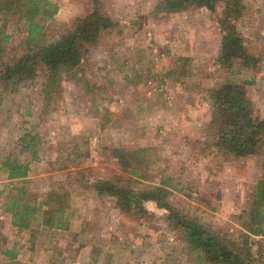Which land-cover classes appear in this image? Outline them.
I'll list each match as a JSON object with an SVG mask.
<instances>
[{
  "label": "rangeland",
  "instance_id": "rangeland-1",
  "mask_svg": "<svg viewBox=\"0 0 264 264\" xmlns=\"http://www.w3.org/2000/svg\"><path fill=\"white\" fill-rule=\"evenodd\" d=\"M50 1L59 10L44 23L47 43L90 6L114 26L85 49L77 69L61 74L54 92H45L43 69L11 93L0 90V264H204L154 203L145 204L150 214L140 219L97 195L95 180L128 176L110 153L115 148L147 149L143 186L169 179L173 208L225 242L242 243L239 217L264 179V154L236 159L214 148L208 92L229 78H252L246 95L264 117V0H241L244 10L234 22L244 49L258 61L251 70L216 63L220 6L214 13L192 7L169 12L174 0ZM0 32L9 36V58L32 45L25 42L24 22L0 17ZM23 136L33 140L34 153L26 151ZM6 160L26 165L27 176L9 179ZM58 186L69 192L68 211L78 216L67 220L70 229L41 227L31 238L19 231L21 221L12 224L13 201L37 208ZM249 243L255 264H264V238ZM6 251L17 252L16 258Z\"/></svg>",
  "mask_w": 264,
  "mask_h": 264
},
{
  "label": "trees",
  "instance_id": "trees-1",
  "mask_svg": "<svg viewBox=\"0 0 264 264\" xmlns=\"http://www.w3.org/2000/svg\"><path fill=\"white\" fill-rule=\"evenodd\" d=\"M221 7L219 27L221 30V50L216 63L224 68H231L236 63L241 69H253L257 59L250 56L243 47L235 21L241 16L244 6L241 0H174L167 3V11H176L185 7L204 9L211 13ZM58 6L49 0H0V17L5 22L16 20L27 27L25 48L9 58L5 46L9 36L0 32V90L11 93L21 84L30 82L44 70L45 92L59 89L61 74L70 73L80 65L84 51L96 44L101 33L114 26L109 16L96 7L83 17L77 18L69 30L61 33L57 40L47 43L43 39L44 23L53 20ZM39 30V31H38ZM42 36V37H41ZM229 70V69H228ZM231 75H233L231 73ZM242 80L235 83L229 78L224 84L211 89L208 97L215 113L210 122L214 132V148L233 158H247L264 154V117H259L251 100L246 95L245 87L254 80ZM28 136L22 139L27 141ZM26 151L34 153L33 140L29 139ZM112 157L128 176H115L111 180H95L93 189L98 196L115 202L121 213L140 219L148 217L145 204L152 202L165 211L166 222L179 230L188 247L195 251L204 264H255L249 241L251 238H264V179L256 184L254 200L247 211L241 213L242 243H227L216 233L211 232L195 218L188 217L173 208L168 202L170 180L158 186H143L139 179H145V172L150 166V157L145 148L130 151L124 148L111 149ZM9 172V179L25 178L27 166L14 165L9 160L2 163ZM80 173V172H79ZM59 190L47 194L44 203L32 208L27 204L8 208L13 212V225L21 221L19 231H27L35 237L41 227L66 230V214L69 209V192ZM51 205L44 209L43 206ZM29 222L34 224L29 229ZM30 238V239H31ZM5 256L14 260L17 252L6 251Z\"/></svg>",
  "mask_w": 264,
  "mask_h": 264
},
{
  "label": "crops",
  "instance_id": "crops-1",
  "mask_svg": "<svg viewBox=\"0 0 264 264\" xmlns=\"http://www.w3.org/2000/svg\"><path fill=\"white\" fill-rule=\"evenodd\" d=\"M49 1H50V0H49ZM51 2H52V1H51ZM52 3H53V2H52ZM53 4H55V3H53ZM91 8H92V7L90 6V8L87 10V12L84 13L83 15L79 16V17L86 16V15L91 11ZM58 10H59V8H58ZM57 13H58V12H57ZM56 15H57V14H56ZM56 15H55V16H56ZM55 16L53 17V19L55 18ZM79 17H77V18H79ZM77 18H75L74 21H75ZM74 21H73V22H74ZM71 25H72V24H71ZM76 217L78 218V216H75V214H74L72 211H71V212H70V211H67V214H66V218H67V220H73V219H75ZM68 229H70V228H68ZM68 229H66V230H68ZM58 231H62V230H58ZM63 231H65V230H63ZM63 231H62V232H63ZM96 232H97V231H96ZM48 233H50V232H48ZM48 233H47V234H48ZM77 233H78V232H77ZM82 249H83V251H84V250L86 251V250H87V247L82 248Z\"/></svg>",
  "mask_w": 264,
  "mask_h": 264
}]
</instances>
